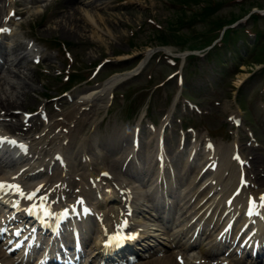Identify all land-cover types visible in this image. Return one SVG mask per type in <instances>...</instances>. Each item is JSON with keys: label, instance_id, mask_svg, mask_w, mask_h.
Masks as SVG:
<instances>
[{"label": "rangeland", "instance_id": "rangeland-1", "mask_svg": "<svg viewBox=\"0 0 264 264\" xmlns=\"http://www.w3.org/2000/svg\"><path fill=\"white\" fill-rule=\"evenodd\" d=\"M1 1L2 4H7V1L12 4V0ZM38 1L40 0H16V4L12 6L16 11L23 12L19 21L21 25L19 28L14 26L15 35L2 43L11 46L17 40L33 39L37 46L40 45L43 55L47 56L39 65L24 62L25 67L17 69L15 76H25L18 78L16 82L25 85L28 93L25 94V103L15 105L16 107L32 111L42 102L54 113V120L62 121L69 117L76 119L78 116L74 115V109L79 105L84 107L80 102L92 97L84 98L88 88L99 89L107 76L127 71L136 65L139 54L155 48L141 73L123 80L108 96L104 97L100 93L99 98L91 100L93 105L85 110V121H80L79 128L74 130L75 134L82 133L94 137L99 146L106 147L104 151L116 157L119 145L118 141L113 140L118 136H126L128 142L134 109L137 110L141 106L140 113L148 112L149 119L152 117L160 121L164 114H169V128L194 126L193 131L184 132L192 139L197 134V142H204L206 138L213 140L214 145L220 143L230 147L233 136L240 141L247 159L258 157V163H255L254 167L263 170L264 60L254 59L250 46L245 50L253 40L252 31L247 29L243 35L239 31L242 32V28L250 27L252 23L259 34L264 33V13H261L264 12V0H83L91 1V5L86 8L94 19L92 21L86 18L83 12H80L74 18L78 26H69L70 21L67 23L70 30L61 26V21L69 10L63 5L64 0ZM255 1L261 4L263 10H259V7L251 8ZM75 5L81 7L80 3L75 2ZM206 8L209 10L206 11ZM248 8L250 13L245 14ZM7 9L4 5L0 19L7 13ZM35 9L40 12L32 13ZM251 11H258L263 15H260L256 22L250 19L248 22L246 18ZM215 21L219 24L233 21L235 24H244L239 26L240 34L235 31L233 37H230L229 33H225V39L235 44L233 50L235 49L234 54L237 57L234 56V60L229 53L230 48H213L215 43L221 45L218 43L214 26L216 23H212ZM78 33L81 36L77 35ZM263 35L259 36L262 40ZM240 37H244L246 41L237 40ZM243 43L247 44L246 47ZM159 45L164 47L167 53L176 54L178 61L172 65L169 59L166 61L163 52L160 53V59L156 55ZM22 50L23 44L14 46L10 58L17 56ZM207 50L213 51L208 54ZM188 52L195 53L196 57H186ZM104 60L107 62L100 68L99 73L92 76L90 71L94 65ZM175 70L181 73V81L177 78L176 82L175 77L167 79L169 73ZM67 74H73L70 83L79 80L80 83L67 90L70 98L60 97L57 105L56 100L53 105L49 97H57L62 89L64 90L67 86ZM113 93L115 94L111 99L110 95ZM174 98L177 104L170 112ZM231 114L241 118L239 127L235 128L228 120ZM103 117L105 118L102 119ZM80 119L82 118L74 123ZM144 120L147 119L144 118L140 124L142 145L155 135L146 127ZM51 122L50 118L45 128L51 127ZM172 132H168L165 139L168 147L177 140V132ZM249 137L254 138V141L249 143ZM84 147L91 149L86 145ZM88 152L93 160L99 158L92 155L91 151ZM146 152L147 147H142L140 155L145 157ZM70 160L73 158L70 157Z\"/></svg>", "mask_w": 264, "mask_h": 264}, {"label": "bare ground", "instance_id": "bare-ground-1", "mask_svg": "<svg viewBox=\"0 0 264 264\" xmlns=\"http://www.w3.org/2000/svg\"><path fill=\"white\" fill-rule=\"evenodd\" d=\"M75 2L80 3L81 7H78V5H75ZM63 5L66 6V8L69 9L68 12H67V16H65L62 19V21H61V23H62L61 26L63 28L65 27L67 30H70V27H69L70 25H73V26L77 25L78 26L77 20L74 19V18H75V15L76 14H80V12H83L84 17L89 18L92 21L94 19L92 17V15L90 14V11L86 8V6L91 5L90 1L83 2V0H64ZM0 9H1V5H0ZM35 12L36 13L40 12V10L36 11V9H35L34 11H32V13H35ZM67 23L69 24V26L67 25ZM77 35L81 36L80 33H78ZM22 60H23V58L13 59L10 62V65H17V66H21L22 68H24L25 64H22ZM17 73H18L17 70H15V69L11 70V69H8V68L5 69V70H2V72L0 73V109H4V108L7 109V110H9L10 108L15 109V107H16L15 105L24 104L25 100L27 99V96L25 95L26 93H28V90L26 89V86L25 85L24 86L20 85L19 81L16 82V80H18V78H24L25 75L19 74L18 76H15ZM22 73H23V71H22ZM116 79H118V77L109 80L108 82L103 84V86H102L103 88H101V89L99 88V89L91 90L92 87L88 88V90L86 92H89V93L87 94L85 92L86 95L84 94L85 95L84 98H89V96H92L91 98H93V97L94 98L93 99L90 98L89 100L88 99H83L82 101L84 102V104H81V105H87L88 106L89 105L88 104L89 101L91 102V100H96L97 98H99V96L101 95L100 91H101L102 95H104V97H105V95L108 96L110 94V92H109L110 91V85L112 86V83H114V80H116ZM79 109H80V105H79V107H77L75 109V113L74 114H77L79 112ZM85 110H86V108L84 106V109L82 111H80V113H79V115H80L79 118H83L85 116ZM16 112H18V111H16ZM12 113L13 112H10L11 117H15ZM20 118H21L20 119V123L15 122V123H11V124L8 125L7 129H9L10 132H12V130H15L16 128H18V125L21 124V120L23 118L22 117H20ZM69 121H71V119H69ZM67 124H69V122ZM58 126L61 127L60 130H62V131H60V132H62V134H64V135H61L59 133L55 134L53 136V139L55 140V142L59 143L61 140L63 141L64 139H66L70 143V139L71 138H75L74 137L75 132H71L70 129L68 130V132H67L66 129H62L64 127H67L65 125L64 121H59L58 120V121L54 122V129L57 128ZM78 128H79V125L77 126L76 130ZM54 129H49L48 133H51V131H54ZM42 138H44V137L42 136ZM21 139H23V138H21ZM44 142H45V139H44L42 145H44ZM61 150L62 149L59 147V151L60 152H61ZM56 151H58V150H56ZM130 152H131V150H130ZM257 158L258 157L254 156L252 158V160H250L252 162V166L248 167L247 170L250 172V174H252V176L254 178H257V179L254 180L253 184L256 185V186L261 185V188H259V189L260 190L261 189L264 190V168H263V170H258V168H256V166L254 167V164L258 163ZM104 159L107 160V164L113 165L114 162L112 163L107 157H105ZM97 164H100V162H96L94 165H97ZM229 164L231 165L232 163L229 162ZM232 168H233V170L236 171L237 165L233 164ZM103 170H104L103 167H99V169H98V171L96 173L98 174L99 172H101ZM222 171H224V166L221 167V172ZM239 173H237V175H231V177L229 179H227V182L229 180H231L232 178H234L235 181L237 182V179L239 177ZM113 182H115L117 185L120 184V182H117V180H114ZM260 183H262V184H260ZM109 199H112V198L110 197ZM115 200L116 199L113 198L112 202L115 203L116 202ZM104 203L106 204V198H105ZM155 231H158V230L153 229V233L151 232L150 234L158 235L160 237V239H159L160 243L159 244H157V243H149V245H146V248H147V246L149 248L152 245L160 246L162 244V239H161L160 232L159 233H155ZM170 243H171V240H170ZM160 259H152L148 263L149 264H162L163 262L168 260L167 258H163L161 260Z\"/></svg>", "mask_w": 264, "mask_h": 264}, {"label": "snow or ice", "instance_id": "snow-or-ice-1", "mask_svg": "<svg viewBox=\"0 0 264 264\" xmlns=\"http://www.w3.org/2000/svg\"><path fill=\"white\" fill-rule=\"evenodd\" d=\"M0 31H4V29H0ZM14 143V142H13ZM238 159V158H237ZM6 186L3 183H0V189H4ZM13 187L17 192H19V187L18 186H11ZM39 191V189H37ZM23 193H21L22 195ZM34 196H36V192H33L31 195L28 196V199L31 200ZM41 199H44L43 197ZM261 201L264 202V195L260 197Z\"/></svg>", "mask_w": 264, "mask_h": 264}, {"label": "trees", "instance_id": "trees-1", "mask_svg": "<svg viewBox=\"0 0 264 264\" xmlns=\"http://www.w3.org/2000/svg\"><path fill=\"white\" fill-rule=\"evenodd\" d=\"M255 4H257L258 6H260L261 4L260 3H258V2H256ZM204 10V9H203ZM206 11H208L209 9L208 8H206L205 9ZM212 23H216V27H221V26H223L224 24H219L217 21H215V22H212ZM229 32V30H227L225 33H228Z\"/></svg>", "mask_w": 264, "mask_h": 264}]
</instances>
